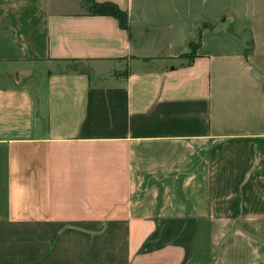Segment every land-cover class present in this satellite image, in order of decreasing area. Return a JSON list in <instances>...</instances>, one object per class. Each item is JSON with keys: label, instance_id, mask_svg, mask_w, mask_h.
<instances>
[{"label": "crops", "instance_id": "0c3cea01", "mask_svg": "<svg viewBox=\"0 0 264 264\" xmlns=\"http://www.w3.org/2000/svg\"><path fill=\"white\" fill-rule=\"evenodd\" d=\"M0 264H264V0H0Z\"/></svg>", "mask_w": 264, "mask_h": 264}, {"label": "trees", "instance_id": "16d2710c", "mask_svg": "<svg viewBox=\"0 0 264 264\" xmlns=\"http://www.w3.org/2000/svg\"><path fill=\"white\" fill-rule=\"evenodd\" d=\"M92 5L90 6V12L98 15H111L118 20V23L121 28H128L127 20H126V13L118 7L117 4L104 1V2H90ZM195 45H191V50L195 49Z\"/></svg>", "mask_w": 264, "mask_h": 264}, {"label": "rangeland", "instance_id": "374dc122", "mask_svg": "<svg viewBox=\"0 0 264 264\" xmlns=\"http://www.w3.org/2000/svg\"><path fill=\"white\" fill-rule=\"evenodd\" d=\"M91 5H92V4H91L90 2H88V4L86 5V8H87L88 10H91V9H89Z\"/></svg>", "mask_w": 264, "mask_h": 264}]
</instances>
